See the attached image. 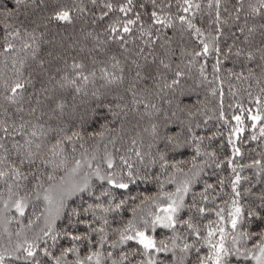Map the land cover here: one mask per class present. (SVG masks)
Segmentation results:
<instances>
[{
  "label": "snow or ice",
  "instance_id": "obj_1",
  "mask_svg": "<svg viewBox=\"0 0 264 264\" xmlns=\"http://www.w3.org/2000/svg\"><path fill=\"white\" fill-rule=\"evenodd\" d=\"M0 264H264V0H0Z\"/></svg>",
  "mask_w": 264,
  "mask_h": 264
},
{
  "label": "trees",
  "instance_id": "obj_2",
  "mask_svg": "<svg viewBox=\"0 0 264 264\" xmlns=\"http://www.w3.org/2000/svg\"><path fill=\"white\" fill-rule=\"evenodd\" d=\"M226 91H227V89H226ZM229 102H231L230 98H226L225 103L227 104V103H229ZM251 147L255 148V147H256V144L253 142V143L251 144Z\"/></svg>",
  "mask_w": 264,
  "mask_h": 264
}]
</instances>
